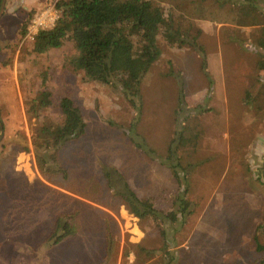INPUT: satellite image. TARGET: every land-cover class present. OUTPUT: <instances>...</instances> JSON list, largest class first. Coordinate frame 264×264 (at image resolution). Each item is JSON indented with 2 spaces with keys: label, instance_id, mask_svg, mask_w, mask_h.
<instances>
[{
  "label": "rangeland",
  "instance_id": "1",
  "mask_svg": "<svg viewBox=\"0 0 264 264\" xmlns=\"http://www.w3.org/2000/svg\"><path fill=\"white\" fill-rule=\"evenodd\" d=\"M52 1L7 0L0 18V121L5 129L0 264L29 262L30 254L16 258L21 242L45 243L42 249L59 244L58 216L66 213L71 218L63 221H72L76 233L48 255H53L50 264H262L256 235L264 246V70L257 67L256 48L231 38L234 25L206 20L201 42L210 87L192 49L159 42L161 57L142 80V108L131 140L136 111L112 88L85 82L81 73L66 69L70 44L39 57L27 54L34 40L21 36V26ZM45 71L54 100L69 96L87 124L85 136L67 143L59 155L67 179L43 176L32 147L37 123L29 119L25 103L39 90L37 75ZM43 116L60 119L56 108ZM184 125L198 134L196 147L188 143L178 153L187 170L192 213L168 223L165 237L152 219L130 214L116 192H126L128 184L140 198L171 209L183 187L165 159ZM21 135L31 152L22 150ZM136 144L146 145L153 155ZM100 249L103 257L97 260Z\"/></svg>",
  "mask_w": 264,
  "mask_h": 264
},
{
  "label": "trees",
  "instance_id": "2",
  "mask_svg": "<svg viewBox=\"0 0 264 264\" xmlns=\"http://www.w3.org/2000/svg\"><path fill=\"white\" fill-rule=\"evenodd\" d=\"M56 7L60 17L55 26L40 31L27 54L39 57L70 44L72 53L65 58L66 69L71 73H81L85 82L112 88L136 111L129 128L131 140L135 139V127L142 108L141 83L161 57L159 42L168 47L192 49L200 57L201 69L212 87L207 53L201 42L202 24L206 20L231 24L235 26L231 38L240 45L255 47L260 57L257 67L264 70V0H57ZM32 19L30 16L21 26V36L27 35ZM37 76L41 81L39 90L25 103L29 119H36L37 123L32 135L36 162L46 178L62 175L67 179L68 171L59 155L67 143L85 136L87 124L81 108L69 96L54 100V94L48 87L47 71ZM184 93L181 84L180 105L185 104ZM55 108L60 113L59 120H48L43 116L48 109ZM176 136L165 160L172 177L183 188L172 202L171 209L166 211L157 207L152 199L140 198L128 184L124 188L126 192H116L130 213L142 220L152 219L165 237L168 223L185 220L192 213L187 170L178 153L188 143L196 147L198 134H193L184 125ZM20 145L24 152H31L25 135H21ZM140 145L148 155H153L146 145L135 146L139 148ZM260 173L264 178V168ZM106 177L110 181L108 174ZM62 229L64 234L58 237L59 241L75 233L70 220L64 222ZM256 240L257 249L264 253L258 234Z\"/></svg>",
  "mask_w": 264,
  "mask_h": 264
},
{
  "label": "crops",
  "instance_id": "3",
  "mask_svg": "<svg viewBox=\"0 0 264 264\" xmlns=\"http://www.w3.org/2000/svg\"><path fill=\"white\" fill-rule=\"evenodd\" d=\"M30 182H32V181H29L28 183H30ZM44 186V185H43ZM25 187H28L27 185L25 186ZM48 187V186H47ZM133 189V188H132ZM126 208H127V206H126ZM129 211V210H128ZM129 213H130V211H129ZM130 214H132V213H130ZM124 215V214H123ZM133 215V214H132ZM66 216V217H65ZM134 216V215H133ZM63 218H68V216H67V213L66 214H62V215H59L58 216V221H59V223L58 224H60L61 225V227L63 228L64 227V223L63 222H60V220H63ZM137 218V217H136ZM57 233V235L58 236H60V235H63L64 234V231H62V229L60 230L59 229V231L58 232H56ZM76 233V232H75ZM75 233L73 234V235H75ZM73 235H70V236H73ZM67 237H69V236H67ZM66 239V237H64L63 239H61L60 241L62 242L63 240H65ZM45 240V239H44ZM59 240H57V242H60ZM46 242V241H45ZM59 243V244H57V245H54V246H52V244H50V248L48 249V246L46 247V248H41V247H45V243L44 244H41V246L40 247H38L37 245H30V244H28V243H25V242H21V243H19V244H17L16 246H15V248L17 247V249H16V251H17V256H16V258H18L20 255H24V256H27L28 254H30V256H29V258H30V260H29V262H27V258H26V260H24L23 262H20V263H18L17 261H16V258H15V261H16V264H50L52 261L50 260V259H53V255L51 254L49 257H48V255L52 252V251H54L55 250V252L56 251H58V249H61L63 246H62V243ZM98 243V247H99V242H97ZM61 246V247H60ZM107 246H108V244H107ZM104 247V246H103ZM105 247H106V245H105ZM102 249V248H101ZM101 249L99 250V252H98V254H97V256H96V258H97V260H99V259H101L103 256L100 254V252H101ZM102 251H105V250H103L102 249ZM36 252L38 253V259H36ZM42 254V255H41ZM40 256L42 257V261H38L39 260V258H40ZM61 257H58L56 260H58L59 262H61V259H60ZM99 261H97L96 263H98ZM62 263V262H61ZM95 263V264H96Z\"/></svg>",
  "mask_w": 264,
  "mask_h": 264
},
{
  "label": "built area",
  "instance_id": "4",
  "mask_svg": "<svg viewBox=\"0 0 264 264\" xmlns=\"http://www.w3.org/2000/svg\"><path fill=\"white\" fill-rule=\"evenodd\" d=\"M56 1H52L39 11L28 26L27 39L35 40L40 31L52 29L60 17V12L56 7Z\"/></svg>",
  "mask_w": 264,
  "mask_h": 264
},
{
  "label": "water",
  "instance_id": "5",
  "mask_svg": "<svg viewBox=\"0 0 264 264\" xmlns=\"http://www.w3.org/2000/svg\"><path fill=\"white\" fill-rule=\"evenodd\" d=\"M6 2H7V0H1V4H0V18L3 16V14L5 12ZM4 136H5L4 125L0 121V143L4 139Z\"/></svg>",
  "mask_w": 264,
  "mask_h": 264
}]
</instances>
